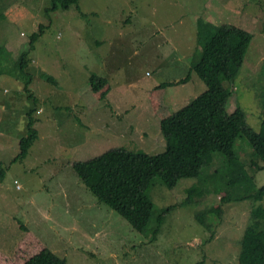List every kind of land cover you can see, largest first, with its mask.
I'll return each mask as SVG.
<instances>
[{"label":"rangeland","instance_id":"rangeland-1","mask_svg":"<svg viewBox=\"0 0 264 264\" xmlns=\"http://www.w3.org/2000/svg\"><path fill=\"white\" fill-rule=\"evenodd\" d=\"M52 7V0H0V160L7 169L0 182V249L12 255L25 224L70 264H240L251 210L264 206V199H239L246 191L235 185L229 188L232 200L222 201L228 179L242 170L232 169L225 154L216 152L203 168L210 193L191 203H184L186 189L197 178H182L173 189L154 179L147 190L154 218L146 231L98 200L73 163L117 146L152 154L165 149L150 92L187 75L201 49L199 19L253 34L228 110L242 106L247 122L259 130L264 0H79L69 9ZM34 32L40 33L31 47ZM93 73L112 86L104 100L93 94ZM206 88L192 72L187 83L167 87L166 100L176 111ZM30 115L38 135L18 159ZM235 152L255 187L264 185V169L252 163L264 161L243 134ZM216 203L222 218L208 213L214 222L207 229L195 215ZM169 205L153 238L155 217Z\"/></svg>","mask_w":264,"mask_h":264},{"label":"trees","instance_id":"trees-1","mask_svg":"<svg viewBox=\"0 0 264 264\" xmlns=\"http://www.w3.org/2000/svg\"><path fill=\"white\" fill-rule=\"evenodd\" d=\"M52 2L53 9H69L71 5L78 4L79 0ZM197 26L201 49L193 56L187 75L162 82L150 92L152 108L159 118L166 139L165 149L152 154L117 146L90 159L73 163L78 176L98 200L126 218L139 231H146L154 218V202L147 193L154 179L160 178L167 187L173 189L182 178H197L186 189L187 198L184 203H191L195 197L210 193L206 184L203 185L206 177L203 168L213 162L216 152L229 158L232 169L237 166L242 169L228 179L225 184L228 188L224 190L222 201L232 200L229 188L235 185L241 191H246L245 195L237 196L239 199H264V185L255 187V179L251 178L235 152L236 140L243 134L252 145L254 156L264 161V118L261 128L256 130L247 122L246 110L242 106H237L232 112L228 110V101L237 87L235 80L244 64L253 34L241 26L230 23L214 25L203 19L198 20ZM43 27L41 25L40 32ZM39 33L32 34L31 47L35 45ZM2 50L0 44V55ZM192 72L203 80L206 90L182 108L172 111L166 100L167 87L187 83ZM49 79L57 83V80ZM90 85L100 101L107 98L112 88L105 76L96 73L90 75ZM33 124L34 119L30 115L29 134L20 140L18 159L28 154L37 138V129ZM252 163L257 164L258 169H264L258 160ZM6 172V166L0 160V182L5 179ZM171 207L163 208L155 217L153 238L157 237L165 220L164 214ZM208 213L222 218L223 207L216 203L195 215L207 229H213L214 218L208 216ZM263 219L264 206H254L241 240L240 264H264ZM22 227L25 235L16 244L13 254L9 255L0 249V264H70L65 257L46 246L25 224Z\"/></svg>","mask_w":264,"mask_h":264},{"label":"crops","instance_id":"crops-1","mask_svg":"<svg viewBox=\"0 0 264 264\" xmlns=\"http://www.w3.org/2000/svg\"><path fill=\"white\" fill-rule=\"evenodd\" d=\"M174 98V97H173Z\"/></svg>","mask_w":264,"mask_h":264}]
</instances>
